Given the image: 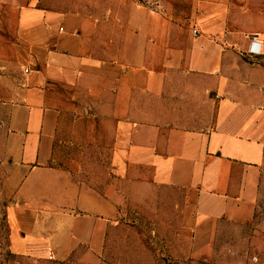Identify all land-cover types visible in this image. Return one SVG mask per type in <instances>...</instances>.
<instances>
[{"label":"crops","instance_id":"obj_1","mask_svg":"<svg viewBox=\"0 0 264 264\" xmlns=\"http://www.w3.org/2000/svg\"><path fill=\"white\" fill-rule=\"evenodd\" d=\"M0 162L17 251L99 260L136 203L211 249L257 211L264 0H0Z\"/></svg>","mask_w":264,"mask_h":264},{"label":"rangeland","instance_id":"obj_2","mask_svg":"<svg viewBox=\"0 0 264 264\" xmlns=\"http://www.w3.org/2000/svg\"><path fill=\"white\" fill-rule=\"evenodd\" d=\"M72 149L64 147L60 151L61 165L80 159L82 154ZM83 155L90 159L92 154ZM100 158L105 175L107 159L103 155ZM9 173L10 169L0 162V264H264V178L254 219L243 226H219L211 249L192 252L186 247L188 242L176 240L181 234L171 232L169 216L161 220L155 205L136 203L125 210L109 231L100 259L87 261L82 249L59 260L41 247L26 252L12 247L7 219L12 194L11 186L6 184Z\"/></svg>","mask_w":264,"mask_h":264},{"label":"built area","instance_id":"obj_3","mask_svg":"<svg viewBox=\"0 0 264 264\" xmlns=\"http://www.w3.org/2000/svg\"><path fill=\"white\" fill-rule=\"evenodd\" d=\"M194 33H197V30L194 29ZM250 53L252 54H260V46H259V39L257 34H252L250 36ZM28 72V69H25Z\"/></svg>","mask_w":264,"mask_h":264}]
</instances>
